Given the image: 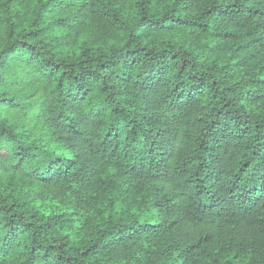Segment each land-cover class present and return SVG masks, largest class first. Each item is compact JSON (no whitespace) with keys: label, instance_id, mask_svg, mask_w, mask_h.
Here are the masks:
<instances>
[{"label":"clouds","instance_id":"obj_1","mask_svg":"<svg viewBox=\"0 0 264 264\" xmlns=\"http://www.w3.org/2000/svg\"><path fill=\"white\" fill-rule=\"evenodd\" d=\"M262 69L264 0H0V264H264Z\"/></svg>","mask_w":264,"mask_h":264},{"label":"trees","instance_id":"obj_2","mask_svg":"<svg viewBox=\"0 0 264 264\" xmlns=\"http://www.w3.org/2000/svg\"><path fill=\"white\" fill-rule=\"evenodd\" d=\"M242 47H245L244 45H241L240 47H238L236 49V52H239L240 51V48ZM236 55V53H232V56L234 57ZM262 71H264V69H262ZM108 184V181L107 180H102L99 185L96 187V191L99 192L101 194V196L108 192V187H106L105 185ZM110 186V185H109ZM117 207H119V205L117 204ZM101 231H103V229H101ZM65 239H67V237H65ZM95 246V245H93ZM95 255V254H94ZM70 259H75L74 257H71Z\"/></svg>","mask_w":264,"mask_h":264}]
</instances>
